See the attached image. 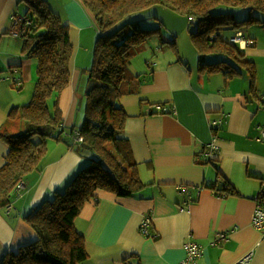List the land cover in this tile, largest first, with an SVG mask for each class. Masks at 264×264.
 <instances>
[{"label":"crops","instance_id":"obj_1","mask_svg":"<svg viewBox=\"0 0 264 264\" xmlns=\"http://www.w3.org/2000/svg\"><path fill=\"white\" fill-rule=\"evenodd\" d=\"M62 1L61 16L71 26L76 45L73 75L57 100L61 123L68 128L84 123L77 107L87 88L84 71L93 60L89 51L80 52L78 31L95 23L81 0ZM231 7L221 5L218 13L235 16ZM26 11L21 0H0V134H16L18 119L28 120L27 130L45 120L40 115L42 121H33L39 113L31 109L18 110L30 103L38 80V60L23 53L24 40L12 30L13 16L23 17ZM234 33L228 32L224 40L232 42ZM250 33L251 40L264 41V29L254 25ZM165 35L163 41L175 40L177 46L182 35L190 42L186 33ZM190 35L195 56L186 58L179 50L177 61L173 52L163 53L164 62H156L161 71L140 77L133 93L118 100L128 115L121 137L131 144L145 187L130 197L95 192L75 221L88 253L79 264H181L189 243L201 251L199 264H237L249 254L250 264H264V233L253 223L255 198L264 179V42H242L244 63L235 66L234 74L224 75L209 66L225 60L208 61L218 54L201 52ZM15 109L16 118L10 119ZM56 143L49 140L48 151L53 144L58 147L46 156L44 166H38L37 174L33 171L31 178L28 174L21 180L24 187L13 190L9 205L0 209V259L38 239L25 217L85 160L82 148ZM212 145L219 146L210 157L215 163H197V153L206 149L208 154ZM7 152L0 136V167ZM89 163L87 159L80 170ZM226 184L232 188L228 193Z\"/></svg>","mask_w":264,"mask_h":264},{"label":"trees","instance_id":"obj_2","mask_svg":"<svg viewBox=\"0 0 264 264\" xmlns=\"http://www.w3.org/2000/svg\"><path fill=\"white\" fill-rule=\"evenodd\" d=\"M98 33L93 53V64L85 70L87 88L77 107L84 112V123L68 128L62 124L58 96L64 89L75 67L76 45L72 28L55 14L46 0H21L27 5L23 17L13 16V28L24 40L22 51L38 60V80L30 103L23 109H31L43 115V123L30 124L24 134L4 137L8 147L5 162L0 167V209L10 203L15 186L28 174L37 170L48 152L49 138L67 146L79 147L91 154L90 163L52 200L44 201L33 213L25 217L36 231L38 239L21 247L18 252H8L0 264H79L87 257L86 240L75 227V221L84 205L94 197L97 190L130 197L145 185L138 177L137 164L130 142L121 137L128 115L119 104V98L133 93L128 65L132 51L144 43L154 30L142 29L131 23L114 30L125 16L144 8L166 5L180 13L194 17L201 31L192 36L201 52L209 50L233 59L219 61L209 66L212 72L232 75L236 63H244L245 54L240 46L221 38V30L229 28L234 36L243 25L264 23L259 16L249 15L236 21L233 13H217L213 8L225 6L249 7L264 13V0H81ZM214 21L217 24H214ZM218 34L217 37L213 35ZM239 46V47H238ZM236 62V63H235ZM53 103V113L50 106ZM80 107V108H79ZM17 110L9 118L15 119ZM68 129V130H66ZM83 138L76 142L75 136ZM207 150L197 153V163H215L208 158ZM225 191L232 188L225 185ZM216 190V187L213 188Z\"/></svg>","mask_w":264,"mask_h":264},{"label":"rangeland","instance_id":"obj_3","mask_svg":"<svg viewBox=\"0 0 264 264\" xmlns=\"http://www.w3.org/2000/svg\"><path fill=\"white\" fill-rule=\"evenodd\" d=\"M49 4L50 9L57 14L59 17L62 18L61 15H63L62 9L64 10V5H63V1L62 0H46ZM55 1V2H54ZM234 10L235 13V19L236 21H242L246 18L249 17V15H254L257 16L258 14H260L261 16L264 17V13L258 10H252V12H250L249 7H238V6H233L231 7ZM23 9V4H21V11ZM212 10H214V12L218 13L220 11V9H216L213 8ZM20 11V13H21ZM226 12V10H225ZM24 13V12H23ZM153 13V14H152ZM154 17H151L153 16ZM153 18V19H152ZM63 19V18H62ZM65 21V20H64ZM66 22V21H65ZM133 22H136L137 24H139V26L142 29H146V30H154L151 35L148 37V39L140 44L139 46H136L133 51H132V56H131V60L130 63L128 65V77L131 79V85L130 87L132 89H135L136 87H138L140 85V83L138 82V79L142 76H151L152 73H155L156 75L161 71V68L159 65H157L156 62L162 63L163 58L162 55L163 53H169V52H173L176 57H177V61H179L178 59V54H179V50L181 52L182 55H184L186 58H191L193 56H195V43L192 42L191 40V35L190 33L197 31L198 25L197 24H191L190 21L188 20V14L187 13H180L178 11H176L173 8H170L166 5H157L151 8H144L141 10H138L136 12H133L127 16H125L124 18H122L114 27V30L120 29L125 25L131 24ZM214 24V21H212ZM254 25H248L245 24L242 26L241 28V32L243 33V37L250 39L251 37L248 35H251L250 31H251V27ZM255 27L257 30H263L264 29V24L263 23H259V24H255ZM260 27V28H258ZM181 32V33H186L188 34V38L190 40V42H188L185 39V35H182L181 39H179V42H177L178 46L176 45L175 40H173L174 42H165L163 40L165 39V34H169L172 35V32ZM222 33H226L224 36L222 35L221 38L222 39H227V33L231 32L232 30H230L229 28H224L221 30ZM78 42H82V50L80 52H87L89 51L91 53V57L93 59V52L95 49V44H96V40H97V30L95 28V25L92 27H87V28H80V30L78 31ZM162 36V38H161ZM256 37V36H255ZM251 40V39H250ZM264 42V41H260L258 40V38L256 37V40H252V42ZM75 42V41H74ZM240 48L243 49L242 44H239ZM197 52V51H196ZM197 56L199 58V55L197 53ZM208 61L210 62H215L218 60H225V61H229L231 63H233V59H231L228 56L225 55H215L213 57H207L206 58ZM186 63H188L186 60H183ZM236 63V62H235ZM92 64H93V60H92ZM239 63H236V65H238ZM162 67H166L169 68L171 67V65H164L161 64ZM189 65V63H188ZM80 67L81 64L79 65ZM92 66V65H91ZM196 67V69H198V64L196 63L194 65ZM246 68L242 65L241 71H244V75L247 76L246 73ZM82 85L85 87L86 84L83 81ZM84 112L82 111L79 118L83 117ZM33 121L37 122L42 121L43 118L38 115L37 117L32 118ZM80 120V119H79ZM38 123V122H37ZM16 124H17V130H16V134H24L27 131V126H28V120L27 119H18L16 120ZM49 140H53L54 143H56L57 141L55 139L49 138L47 141V144L49 142ZM57 144V143H56ZM65 148H70L69 146L65 145ZM58 145L53 144L49 151L47 152V154H45L44 158L41 159L40 163H39V167L44 166L45 163V158L47 155H49V153L52 151L53 148H57ZM87 156L89 159H91V154L86 152L85 154V160H82L81 163L73 168L67 175V177L59 184V186L55 189L51 191V194H49V199H53L57 194L59 193H63L66 190V187L70 184V182L76 178V176L79 174V170L87 164ZM37 174V171L34 172V175ZM33 175V172L30 173L27 178H31V176ZM14 190H18V186L16 185ZM11 197L13 198V196L11 195ZM4 209V208H3ZM33 210H31L32 212ZM6 212V211H5ZM29 212V213H31ZM6 254V253H5ZM4 254V255H5Z\"/></svg>","mask_w":264,"mask_h":264},{"label":"built area","instance_id":"obj_4","mask_svg":"<svg viewBox=\"0 0 264 264\" xmlns=\"http://www.w3.org/2000/svg\"><path fill=\"white\" fill-rule=\"evenodd\" d=\"M189 21L196 22V19L194 17H189ZM214 36L217 37L218 34L213 35V37ZM232 41L235 44H238V43L241 44L242 42H244L245 45L246 43L252 42V40L244 38L243 33L241 31L238 32L236 36L232 38ZM162 110H165V108H163ZM263 139H264V131H263ZM82 140L83 138L77 132V135L75 136V141L82 142ZM218 147H219L218 145L210 146L208 150L209 151L208 157H211L218 150ZM24 185H25L24 181H20L17 184L18 188H22L24 187ZM255 202H256V209L254 213L253 223L257 229H259L260 231L264 233V179L262 181L261 188L255 198ZM148 225H149V221L147 219L144 222V226L148 227ZM146 227H143V228L146 229ZM222 237H224V234H222ZM186 248H187L188 253H187L186 259H184L181 262V264H199L197 262V258L201 256V251L199 250L198 246L194 243H189ZM251 257H252V254H249L245 256V258L237 264H250L252 260Z\"/></svg>","mask_w":264,"mask_h":264},{"label":"clouds","instance_id":"obj_5","mask_svg":"<svg viewBox=\"0 0 264 264\" xmlns=\"http://www.w3.org/2000/svg\"><path fill=\"white\" fill-rule=\"evenodd\" d=\"M189 19V18H188ZM231 41H232V38H231ZM233 42V41H232Z\"/></svg>","mask_w":264,"mask_h":264}]
</instances>
